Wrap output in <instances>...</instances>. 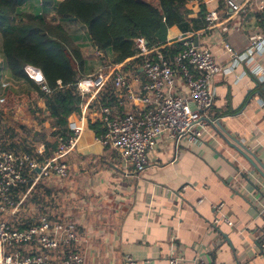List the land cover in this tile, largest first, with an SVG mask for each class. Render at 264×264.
Listing matches in <instances>:
<instances>
[{
    "label": "crops",
    "instance_id": "obj_1",
    "mask_svg": "<svg viewBox=\"0 0 264 264\" xmlns=\"http://www.w3.org/2000/svg\"><path fill=\"white\" fill-rule=\"evenodd\" d=\"M30 1L27 7L39 6L38 1ZM224 1L188 2L184 9L192 21L189 29L183 33L177 26L168 28L161 46L191 38L221 67L211 83L213 104L208 116L213 126L202 143L176 145L162 135L148 151L146 169L138 174L116 151L95 141L89 125L99 122L98 101L88 99L80 114L69 119V130L81 117L85 124L66 158L67 181L53 183L58 190L50 193L47 208L32 206L31 210L75 223L86 240L74 247L83 255V264H126L127 257L137 264H168L170 258L192 264L203 257L209 259L208 264H264V179L238 145L264 164V52L249 51L250 38L264 35V15L258 8L264 0L252 1L238 13L231 12ZM211 10H217V22L206 21ZM65 24L74 27L68 34L82 54L84 49L91 50L89 56L85 53L86 74L89 57H100L94 55L82 25L72 20ZM79 26L85 35L80 36L82 29L75 28ZM226 46L243 58L234 62ZM103 55L110 64L111 54ZM140 68V75L134 76L144 83ZM2 74L11 78L0 51ZM190 74L193 79L199 75L194 68ZM175 80L179 90L186 92L185 79L177 74ZM113 111L115 116L128 112L136 116L142 110L125 105ZM217 203L224 204L221 213L232 222L231 227L212 224V206Z\"/></svg>",
    "mask_w": 264,
    "mask_h": 264
},
{
    "label": "built area",
    "instance_id": "obj_2",
    "mask_svg": "<svg viewBox=\"0 0 264 264\" xmlns=\"http://www.w3.org/2000/svg\"><path fill=\"white\" fill-rule=\"evenodd\" d=\"M255 0H225L224 5L231 12H241ZM264 15V2L258 6ZM217 10H211L206 15L208 23L217 22ZM180 49L169 62L158 48H149L143 38H137L134 43L138 49L137 57L141 56L140 66L145 78L144 83L139 78L126 71L122 64L110 63V72L99 70L94 75H87L75 84L76 93L81 98L98 101L101 89L110 81L113 90L119 95L118 105L133 106L141 109L134 115L125 113L115 116L108 106L99 111V122L102 133L95 136V141L103 148H109L118 153L125 165L133 167L138 174L142 173L148 164V151L155 140L167 135L175 144L186 142L200 144L213 126L208 111L213 104L211 83L215 75L221 72L214 56L207 50L195 46L191 38L179 39ZM231 53L233 61L243 57ZM249 51L264 52V35H254L250 38ZM95 56L103 57V53L95 49ZM152 55V56H151ZM190 68L198 73L193 79ZM27 77L38 85L45 93H50L46 87L42 72L31 65H25ZM180 74L185 79L186 92H181L176 85V76ZM11 82L8 79L0 82V90L6 91ZM6 103V97L0 95V107ZM99 104V103H98ZM112 111V112H111ZM85 124V117L79 119L73 127L71 135L59 138L53 157L45 158L43 147L37 149V156L14 154L0 151V211L6 216L0 218V264H83L84 257L79 251L65 252L71 245L80 246L86 240L77 232L75 223L68 219L50 220L47 215L39 216L31 225L22 229L11 225V218L18 211L24 196L15 204L10 199V193L22 185H31L45 179L58 185H63L67 178L66 158L71 154ZM223 203L212 206L213 225L224 223L232 226L221 210ZM264 218V207L262 208ZM264 248V245H263ZM208 258H197L192 264H208ZM126 264H137L130 257ZM168 264H181L179 259L170 258Z\"/></svg>",
    "mask_w": 264,
    "mask_h": 264
},
{
    "label": "trees",
    "instance_id": "obj_3",
    "mask_svg": "<svg viewBox=\"0 0 264 264\" xmlns=\"http://www.w3.org/2000/svg\"><path fill=\"white\" fill-rule=\"evenodd\" d=\"M33 1H38L39 6L27 7L30 0H0L2 58L12 80L26 83L38 98L28 107L33 121L31 127L13 122L7 103L0 107V151L31 157L37 156V149L42 146V155L52 158L59 138L66 139L71 135L69 119L80 114L87 101L76 93L74 86L85 77L86 60L75 38L65 30V21L72 20L82 25L96 50L110 53L111 63L122 64L126 71L136 76L140 75L138 69L143 58L136 56L135 39L143 38L149 48H158L172 62L180 44L176 42L161 48L168 28L177 26L185 33L192 23L186 18L184 7L193 0ZM25 65L42 72L50 93L42 91L27 77ZM118 97L109 81L99 92L98 106L118 110ZM39 101L42 107L38 105ZM89 128L95 135L103 131L99 122L91 123ZM52 185L51 181L39 179L32 187L22 185L9 196L15 204L24 196L18 207L20 211L26 212L32 206L47 208L50 193L58 190V185ZM41 212L50 220L58 219L57 215ZM25 216L19 221V214L15 213L10 220L11 225L22 229L36 220L35 217L24 220ZM0 218L6 219L1 211ZM74 247H66L65 252H73Z\"/></svg>",
    "mask_w": 264,
    "mask_h": 264
},
{
    "label": "rangeland",
    "instance_id": "obj_4",
    "mask_svg": "<svg viewBox=\"0 0 264 264\" xmlns=\"http://www.w3.org/2000/svg\"><path fill=\"white\" fill-rule=\"evenodd\" d=\"M69 26L70 25L65 24L64 28L67 32L70 33V29H74V27L73 26L69 27ZM75 28L77 30L82 29L80 26L75 27ZM83 35H85V31L82 29V34L80 33V36H83ZM82 38L84 39V37H82ZM85 46H88V44L85 43ZM89 51H91V50L90 49H84V55L83 56L84 57L86 56L85 53H87V55L89 56V53H90ZM94 55H95V52H94ZM89 60L90 61L88 62L85 76L94 75V74L98 73L100 68L103 71L110 72V69L107 67L109 65L110 60L104 58V55H103V57H100V60H96L94 57H91V56L89 57ZM105 63H107V64L105 65ZM5 79H7V78H5L4 75L2 74L0 76V82L4 81ZM9 80L11 82L9 88L4 92H2L0 90V95L2 94L3 96H5L7 106L10 105L9 108H10V111L12 112V121L17 123V124L22 123V124L28 125V127H31L33 124V121L30 118V113H29L28 107L33 103L34 100L38 99L37 94L26 83H23L21 81H19V82L13 81L12 78H10ZM38 105L42 107V102L39 101ZM65 181H67V179ZM16 213L19 214V219H20V220L18 219L19 221H22L21 219L24 217V214H26L24 220H26V218H28V217H36V219H37V216H39V214H40L39 212H36L34 208L32 210L30 208L26 212L20 211V209H19Z\"/></svg>",
    "mask_w": 264,
    "mask_h": 264
},
{
    "label": "water",
    "instance_id": "obj_5",
    "mask_svg": "<svg viewBox=\"0 0 264 264\" xmlns=\"http://www.w3.org/2000/svg\"><path fill=\"white\" fill-rule=\"evenodd\" d=\"M238 144V143H237ZM241 148V150L239 151L248 161L249 165L254 168V170L264 179V164L256 157H254V155H252L247 149H245L243 146H241L240 144H238ZM234 149L238 150V148L233 147ZM251 156V158H253V160L251 158H249V156Z\"/></svg>",
    "mask_w": 264,
    "mask_h": 264
}]
</instances>
